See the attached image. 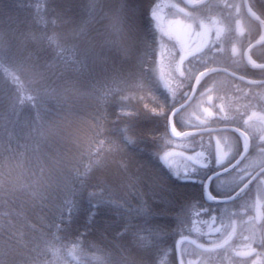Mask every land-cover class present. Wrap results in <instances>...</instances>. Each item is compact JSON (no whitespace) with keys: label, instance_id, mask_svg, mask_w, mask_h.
Returning a JSON list of instances; mask_svg holds the SVG:
<instances>
[{"label":"trees","instance_id":"obj_1","mask_svg":"<svg viewBox=\"0 0 264 264\" xmlns=\"http://www.w3.org/2000/svg\"><path fill=\"white\" fill-rule=\"evenodd\" d=\"M179 4L217 7L202 20L230 55L262 33L240 0H0V264H176L175 240L202 237L221 205L204 199L213 146L170 134L181 101L158 74V22L169 16L159 14ZM250 4L264 20V0ZM251 55L264 63V43ZM190 64L264 76L240 53ZM233 89L219 119L228 124L238 121ZM178 120L180 131L205 123ZM181 162L190 168L178 174Z\"/></svg>","mask_w":264,"mask_h":264},{"label":"flooded vegetation","instance_id":"obj_2","mask_svg":"<svg viewBox=\"0 0 264 264\" xmlns=\"http://www.w3.org/2000/svg\"><path fill=\"white\" fill-rule=\"evenodd\" d=\"M240 3L243 6L242 1ZM221 5L223 7L226 4L220 2ZM212 24L214 25V23H209L210 43L202 54L210 51L211 57L214 55L215 58L225 62L230 58L234 60L239 53L243 55L242 44L241 51L237 45L233 46L231 55L227 51L218 49L219 44H216V41L212 39L216 25L213 26ZM182 72H186V70L183 69ZM189 72L190 75L184 80L191 81L187 89L192 90L197 75L201 71L198 72L195 67H191ZM212 75L200 82L193 99L205 107L201 108L204 117L192 113L191 119L198 122L205 120V123L202 126H191L198 128L228 124L226 121H219V119L222 116H228L229 90L231 87H236L237 90H232L231 97H236V101H238V105L233 108V110L238 111V121L232 122L231 125L235 126L238 131L230 130L205 134L207 143L211 147L213 146V154L208 155L206 159L213 165L207 178L216 171H226L215 180L225 182L227 179V183L233 185L234 188L227 192H220L221 196L228 197L235 194V197L230 202L218 205L216 210L209 211V213H214L212 214V221L204 222L197 227L202 237L193 238L202 244L216 245L231 235L233 236L224 247L208 252L204 251L212 255L209 259H205V264H264V202L261 203L259 198L255 197L253 190L254 185L260 181V177L264 176V161L259 163L264 156V84L249 85L256 87V91L253 89L246 90L245 86L247 85L230 84L226 77ZM255 78L263 79L264 76H255ZM220 134L226 135L229 141L221 140ZM260 170L263 171L256 176ZM215 180L212 181L213 185ZM254 232H256V236L252 238ZM189 247V252L183 253L184 260L188 258L189 264H200L203 258L197 256L198 248L193 244H189ZM228 248L229 251L223 253ZM215 252L217 256H215Z\"/></svg>","mask_w":264,"mask_h":264},{"label":"rangeland","instance_id":"obj_3","mask_svg":"<svg viewBox=\"0 0 264 264\" xmlns=\"http://www.w3.org/2000/svg\"><path fill=\"white\" fill-rule=\"evenodd\" d=\"M132 6L136 8L138 3H140L141 0H131ZM190 2H194L195 0H188ZM242 0H240L241 2ZM171 5V4H169ZM172 13L168 14H159L160 18L161 16H167L165 18H161L159 20V26L163 33V37L165 39L162 40L161 45V51L158 58V74L159 78L161 80L162 85L165 89L169 90L171 95L175 98V100H182L183 98H186L189 95L190 90L187 89L189 87V84L191 83L188 81H185L184 78L190 75L189 69L193 67V64H186L185 70L186 72H181L178 70L177 62L178 57L180 53L184 50H187L188 48L196 45L199 43L200 39V26L203 23V18H208V15L214 14L213 12L216 11L218 8L211 6L208 7L207 11H203L201 14L196 12H189L185 10V8L182 5L173 6L172 5ZM158 10H156L157 12ZM205 13V14H204ZM205 15V16H204ZM169 17V18H168ZM171 17V18H170ZM241 51V44L239 47ZM238 49V50H239ZM229 51L227 53L229 54ZM250 59L253 61L252 57L250 56ZM235 87V86H234ZM233 88V87H232ZM176 103V101L174 102ZM242 105V104H241ZM205 106H201L199 101H193L188 107H186L177 117L176 119H179L178 121L181 122L182 125H185L186 127L189 125V123H193V120L191 119V114L196 113L204 117V114L201 110V108H204ZM255 125V124H254ZM258 125V124H257ZM172 129L176 134H179V130L176 129L175 123L172 124ZM220 139L224 142H228L229 140L226 138V135L220 134ZM226 144V143H225ZM264 161V156L261 158L259 163H262ZM179 164V163H178ZM190 168V165L186 162H181L179 165L174 166V169L178 174L182 173L184 170H187ZM215 180L214 186L216 189L220 192H227L232 190L234 187L233 185H230L227 183V179L224 181H218ZM253 190L255 191V197H258L259 200L264 202V176L260 177V181L256 183L253 187ZM210 196L213 194L209 191ZM256 236V232L253 233L254 238ZM189 245H184L182 250L186 254L189 252ZM229 251V248L227 250H224L223 253ZM215 256H217V253ZM219 255V254H218ZM203 261L200 262V264H205V259H209L212 257V255L209 254H201ZM145 259L142 258L140 261H144ZM148 262H144V264H147Z\"/></svg>","mask_w":264,"mask_h":264},{"label":"water","instance_id":"obj_4","mask_svg":"<svg viewBox=\"0 0 264 264\" xmlns=\"http://www.w3.org/2000/svg\"><path fill=\"white\" fill-rule=\"evenodd\" d=\"M204 1L205 0H199V1L196 2V4L197 3H202ZM244 6H245V9H246V11L248 12L249 15H251L256 20H259L256 16H254L251 13L250 6H249V0H244ZM260 23L264 26V22H260ZM202 30H203V41H202V43L199 44V45H197V46H195L194 48H192V49H190L188 51L183 52L180 55L179 60H178V66H179V68L182 67L183 63L187 59H189V58H191V57H193L195 55H198V54L202 53L206 49V47H207V45L209 44V41H210V33H209L208 25L207 24H203L202 25ZM262 41H258V42L253 43L245 51V56H246L247 62L249 64H251L252 66H258V65L252 63L249 60L248 54H249L250 50L253 47H255L256 45H258ZM258 67H264V64L259 65ZM210 71L211 72L212 71L225 72V73H227V74H229V75H231V76H233V77H235L237 79H240V80H242L244 82H247V83H259V84L260 83L261 84L264 83V80H260V81L254 82L251 79H249L247 77H244V76H240V75L234 73L233 71H231V70H229L227 68H222L221 67V68H216V69H213V70H210ZM207 73H209V72L202 73V74H200L198 76V79H197V81H196V83L194 85V88H193L190 96L188 97V99L185 102H183L182 104H180L179 106H177L176 108H174L172 110V112L170 113V116H169L170 124L173 122V119L176 116V114H178L183 108L187 107L190 104V102L192 101V98H193V96H194V94L196 92V88L198 86V83L200 82V80L202 79V77L204 75H206ZM230 130L238 131V129L236 127H234V126H227V125H225V126H213V127H208V128L197 129V130L189 131L187 133H189V134H203V133H211V132H218V131H230ZM171 133H172L173 136H175V137L177 136L176 134H174L172 132V130H171ZM262 171L263 170H260L256 174V176H258ZM225 172L226 171H218V172L212 174L210 176V178H209V181L212 180V179H214L216 176H219V175H221L222 173H225ZM234 197H235V194L233 196L225 197V198H210L208 196V194H207V191H206V194H205V198H206L207 201L215 200V201H220V202H230L232 199H234ZM232 237L233 236L231 235L228 239H226L224 242H222L220 244L208 246V245H204V244H201V243L195 241L194 239H192L189 236H182V237L178 238L177 241H176V257H177L178 264H183L182 255H181V243L182 242H189V243L193 244L194 246H196L197 248L202 249V250H212V249H215V248H222L224 245H226L232 239Z\"/></svg>","mask_w":264,"mask_h":264}]
</instances>
